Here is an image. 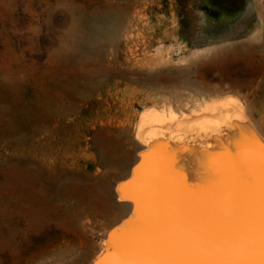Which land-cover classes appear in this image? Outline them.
Returning <instances> with one entry per match:
<instances>
[{
	"label": "rangeland",
	"instance_id": "374dc122",
	"mask_svg": "<svg viewBox=\"0 0 264 264\" xmlns=\"http://www.w3.org/2000/svg\"><path fill=\"white\" fill-rule=\"evenodd\" d=\"M224 101L264 140V0H0V259L91 264L152 134Z\"/></svg>",
	"mask_w": 264,
	"mask_h": 264
},
{
	"label": "bare ground",
	"instance_id": "6f19581e",
	"mask_svg": "<svg viewBox=\"0 0 264 264\" xmlns=\"http://www.w3.org/2000/svg\"><path fill=\"white\" fill-rule=\"evenodd\" d=\"M209 110L202 129L200 125L183 129L175 140L155 133L149 136L154 152L147 157L146 176L129 190L135 207L146 216L131 217L126 223L130 230L116 241L130 249L161 245L239 249L247 245L250 239L245 232L259 224L258 219L253 225L246 220L236 227L226 223L234 225L232 220L245 218L249 208L240 199L235 206L231 203L237 193L245 201L250 198L246 202L251 205L249 218L259 214V164L254 157L259 152L257 138L264 140L251 130L243 113L231 114L226 101ZM69 183L73 185V179ZM105 248V256L109 251L121 254L111 238Z\"/></svg>",
	"mask_w": 264,
	"mask_h": 264
},
{
	"label": "snow or ice",
	"instance_id": "6c2138e0",
	"mask_svg": "<svg viewBox=\"0 0 264 264\" xmlns=\"http://www.w3.org/2000/svg\"><path fill=\"white\" fill-rule=\"evenodd\" d=\"M254 157L259 164V232L239 249L197 248L191 246H147L130 249L116 241L121 254L109 251L97 264H264V141H259Z\"/></svg>",
	"mask_w": 264,
	"mask_h": 264
},
{
	"label": "water",
	"instance_id": "95a60500",
	"mask_svg": "<svg viewBox=\"0 0 264 264\" xmlns=\"http://www.w3.org/2000/svg\"><path fill=\"white\" fill-rule=\"evenodd\" d=\"M153 152H154L153 149H151L150 147H148V145L145 144V146L143 147V149L139 153V156H138V159H137L136 163L130 169V172L127 175V177H125L124 179L119 181L114 186V194H115L116 201L119 204H123V205L129 206V211H128V214L125 216V218H123L119 223L115 224L114 226H112L108 230V232L106 233V235L104 237V243H103L102 251L91 262V264H95L97 261H99L100 259H102L105 256V254H106L105 242L106 241L108 242L110 238H111V240H114V239L116 240L119 237H121L122 235H124L126 233V231L130 230L131 225L127 226L126 223H128L127 221H129V219L131 217L132 218H137V219L139 218V220H141L140 218H142V216H146L145 214H141L139 212V210L135 207V205H134V197L129 194V190L131 188H134L138 184V182H140L144 178V176H146V173H147V171H146L147 170V168H146V165H147L146 159H147L148 155L153 153ZM143 160H144V162L142 163ZM140 164H141V166L138 167V165H140ZM135 168H136V170H134ZM214 169H215V166H214ZM239 196H241L240 193L232 195L231 199H230L231 203H233L234 206H235V203L237 205V199H240L242 205H246L249 208H251V205L246 203L247 200L248 201L250 200V198L247 197V199L245 201L244 197H242V196L239 197ZM249 208H247V210H246L245 218L238 219V220H232L234 225H232L230 223H226V225L235 226L236 227L243 220L252 222V225L255 224L257 222V219L259 221V214L258 215H254L253 217L249 218V216L252 213V212L249 213V210H250ZM235 217H236V215L234 214V217L232 219H235ZM147 221H149V220H147ZM256 224H258V223H256ZM256 224L253 227H251L249 230H247V232H245L246 237H248V239H255V238L258 237L259 224L258 225H256ZM235 227H233L231 229H234Z\"/></svg>",
	"mask_w": 264,
	"mask_h": 264
},
{
	"label": "trees",
	"instance_id": "16d2710c",
	"mask_svg": "<svg viewBox=\"0 0 264 264\" xmlns=\"http://www.w3.org/2000/svg\"><path fill=\"white\" fill-rule=\"evenodd\" d=\"M32 254H29L27 256H10L9 254H6L2 256L0 259V264H34L35 260L33 257H31Z\"/></svg>",
	"mask_w": 264,
	"mask_h": 264
}]
</instances>
